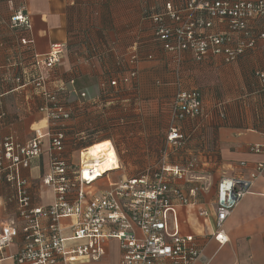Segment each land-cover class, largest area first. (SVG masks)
<instances>
[{
  "label": "crops",
  "instance_id": "1",
  "mask_svg": "<svg viewBox=\"0 0 264 264\" xmlns=\"http://www.w3.org/2000/svg\"><path fill=\"white\" fill-rule=\"evenodd\" d=\"M190 2L0 0V138L10 136L24 144L33 139L35 130L46 129L39 112L45 101L31 85L38 73L33 56L44 57L52 44L65 43L60 63L49 71V86L66 87L62 98L74 115L65 123L62 158L77 167L82 141L109 140L121 158V171L147 169L160 160L169 129H181L188 138L187 146L170 154L169 163L184 166L197 157L212 185L209 191L199 193L195 205L178 211L182 234L193 235L202 248L196 264H264V172L226 221L227 245L222 247L211 237L217 215V183L225 177L248 178L257 164H264V152L250 151L254 145L264 148V91L255 77L256 71L264 70V43L258 42L255 49L231 64L214 55L197 62L188 51L174 54L164 50L154 18L170 5L182 18L205 19L203 12L188 9ZM17 11L29 17L30 30L11 25ZM164 23L176 25L168 17ZM250 28L254 35L263 32L264 20L252 21ZM227 29V24H221L214 31ZM22 39L32 44L27 46ZM133 54L141 58L133 67L137 75L131 82L121 83ZM114 80L119 86L110 85ZM193 89L202 94L203 115L174 121L171 107L175 96ZM43 145V153L21 172L29 181L34 207H49L54 200L52 190L42 185L50 170L47 141ZM177 186L188 187L183 181ZM202 210L208 217L199 214ZM16 215L15 193L1 182L0 229ZM62 224L68 227L71 220ZM22 245L19 234L0 253V264H14L10 256ZM120 258L118 242L109 240L103 259L82 264H121Z\"/></svg>",
  "mask_w": 264,
  "mask_h": 264
},
{
  "label": "built area",
  "instance_id": "2",
  "mask_svg": "<svg viewBox=\"0 0 264 264\" xmlns=\"http://www.w3.org/2000/svg\"><path fill=\"white\" fill-rule=\"evenodd\" d=\"M188 9L203 12L205 19L182 18L170 5L166 6L165 13L154 18L159 25L156 36L164 50L174 54L188 51L197 62L214 55L231 64L255 49L258 42L264 43V31L254 35L250 30L252 21L264 20V0H191ZM167 17L176 25H166ZM11 24L30 30L29 17L22 11L15 13ZM221 24H227L228 29L215 32L214 28ZM66 49L65 43H54L44 57L34 55L38 73L31 85L45 101L39 112L44 116L46 129L35 130L33 139L24 144L10 136L0 138V183L6 182L15 192L17 205L16 217L7 219L1 226L0 253L22 234L21 250L10 256L14 264L99 261L107 254L109 240L118 242L121 264H196L202 248L193 235L182 234L178 211L184 206L195 205L199 193L209 191L212 185L197 157L184 166L169 163L170 154H177L187 146L188 138L181 129H169L166 145L154 167L142 169L131 177L122 173L115 181L109 174L121 171L122 167L117 148L111 141L106 151L98 153L100 157L90 156L88 151L92 147L79 151L77 167L62 158L66 134L56 127L71 119V111L62 98L66 87L52 89L49 86V71L60 63V56ZM140 60L139 55L133 54L130 69L121 76V83L127 84L136 77L132 69ZM256 77L264 90V70L256 71ZM118 84L116 80L111 81L114 87ZM80 96L84 98L86 94ZM171 112L174 121L201 117L204 112L200 91H179ZM45 141L50 170L43 177L42 185L52 190L54 200L49 207H34L29 181L21 172L30 168L34 159L43 153ZM110 150L114 159L106 164ZM250 151L262 153L264 148L254 145ZM263 172L264 164L260 163L248 178L225 177L217 183V215L211 237L220 246L229 242L224 228L226 221ZM101 179L106 180L104 188H95L94 183ZM181 181L188 187L177 186ZM201 181H206L205 186ZM199 214L209 215L205 210ZM65 219L71 220L68 227L62 224Z\"/></svg>",
  "mask_w": 264,
  "mask_h": 264
},
{
  "label": "trees",
  "instance_id": "3",
  "mask_svg": "<svg viewBox=\"0 0 264 264\" xmlns=\"http://www.w3.org/2000/svg\"><path fill=\"white\" fill-rule=\"evenodd\" d=\"M13 18V17H12ZM12 18H11V20H12ZM11 20H10V22H11ZM12 25V24H11ZM15 28V27H14ZM28 30V29H27ZM21 43H23V44H25V45H27V46H30L32 43H31V40L29 41V40H26V39H22L21 40ZM33 58H34V56H33ZM33 65L35 66V58H34V63H33ZM130 69V68H129ZM129 69H127V70H129ZM133 70V69H132ZM136 71V70H135ZM137 73V72H136ZM37 75V74H36ZM36 75L32 78V80L36 77ZM255 77H256V72H255ZM256 79H257V77H256ZM31 80V81H32ZM110 85H111V82H110ZM262 89V88H261ZM262 91H264L263 89H262ZM201 93V92H200ZM201 96H202V94H201ZM73 117H74V115H73V113H72V111H71V119L70 120H72L73 119ZM70 120H68V121H70ZM67 122V121H66ZM66 122H63L62 124H59L57 127H56V129H58V130H63L64 132H65V134L67 133L66 131V127H65V123ZM96 142H103V141H95V140H86L85 142H81L80 144V147H81V150L82 149H85V148H89V147H92V145H94ZM15 193V192H14Z\"/></svg>",
  "mask_w": 264,
  "mask_h": 264
},
{
  "label": "bare ground",
  "instance_id": "4",
  "mask_svg": "<svg viewBox=\"0 0 264 264\" xmlns=\"http://www.w3.org/2000/svg\"><path fill=\"white\" fill-rule=\"evenodd\" d=\"M110 144L109 141H104V142H96L94 146H92V148L89 149V154L90 156L94 155V157H100V155L98 153H101L103 150L106 151L109 148ZM113 152L112 150H110L108 152V158L109 160H107L106 164L111 160L113 161ZM89 156V155H88Z\"/></svg>",
  "mask_w": 264,
  "mask_h": 264
},
{
  "label": "rangeland",
  "instance_id": "5",
  "mask_svg": "<svg viewBox=\"0 0 264 264\" xmlns=\"http://www.w3.org/2000/svg\"><path fill=\"white\" fill-rule=\"evenodd\" d=\"M107 141H109V140H107ZM104 142V141H103ZM138 171H140V170H137V171H124V170H122V171H116V172H113V173H110L109 174V177H110V179H112L113 181H115L116 180V177H119V175L120 174H122V173H127V175H129V177H131V176H135V175H137L139 172ZM116 173H120V174H116ZM117 175V176H116ZM104 181H106V180H98V181H96L95 183H94V185L96 186L95 188H104ZM201 183V185H204L205 186V184H206V181H201L200 182Z\"/></svg>",
  "mask_w": 264,
  "mask_h": 264
}]
</instances>
